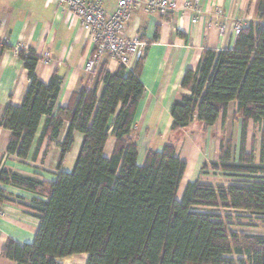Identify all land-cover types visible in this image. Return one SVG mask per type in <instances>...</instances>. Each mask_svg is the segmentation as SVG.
Here are the masks:
<instances>
[{"label":"trees","instance_id":"16d2710c","mask_svg":"<svg viewBox=\"0 0 264 264\" xmlns=\"http://www.w3.org/2000/svg\"><path fill=\"white\" fill-rule=\"evenodd\" d=\"M255 14L258 21L245 24L232 48L203 50L171 103L173 132L195 120L213 126L234 100L242 123L238 159L232 144L222 142L219 157L201 167V173L229 181L197 178L186 183L180 197L187 162L175 143L149 148L145 162L137 161L134 124L145 93L144 56L133 68L120 64L109 71L103 63L90 74L97 75L92 87L57 106L62 77L42 81L35 72L39 55L21 50L30 82L22 103L8 104L0 120L11 131L6 152L35 161L43 146L46 155L56 143L60 153L52 182L0 167V204L15 203L40 219L34 241L9 238L3 256L17 264H62L57 258L81 252L88 254L87 264H264V233L232 229L221 212L264 218V0L256 1ZM250 120L261 125L258 159L254 149L246 150ZM76 132L83 140L72 170L65 171ZM110 137L114 146L106 156ZM10 187L33 196L26 199Z\"/></svg>","mask_w":264,"mask_h":264},{"label":"crops","instance_id":"0c3cea01","mask_svg":"<svg viewBox=\"0 0 264 264\" xmlns=\"http://www.w3.org/2000/svg\"><path fill=\"white\" fill-rule=\"evenodd\" d=\"M100 1L107 11H111L118 0ZM256 1L200 0L201 11L196 12L183 8L185 0H177L179 8L166 14L149 12L144 7L136 9L127 23L125 34H139L147 41L141 70L145 93L138 106L134 124L135 139L139 146L137 161L141 165L145 162L149 148L162 150L165 144L175 143L177 154L187 162L180 184L181 193L186 183L197 178L218 183L207 179V176L225 177L213 172L203 174L201 167L204 161L219 157L222 142L232 144V157L234 160L238 159L242 123L236 117L237 101L234 100L228 104L224 116L220 115L213 126L206 127L195 120L188 127L173 132L171 103L182 91L181 81L185 71L197 67L205 48H232L237 38L233 23L238 20H244L246 24L258 21L255 14ZM195 17L197 22H193ZM223 24L227 25L225 31L220 30ZM158 26L159 37L154 39ZM20 45L33 49L41 56L35 72L42 81L49 82L54 74L62 77L57 106L68 105L74 92H80L94 84V77L85 71L93 46L75 14L60 9L56 0H0V120L8 104L22 103L29 86L28 69L16 52ZM45 51L50 52L48 61L42 58ZM104 64L109 71H115L120 65L108 56L105 57ZM102 89L103 84L100 83L98 93ZM66 127L61 134V141ZM260 128L259 123L248 121L246 150L254 149L257 159ZM39 134L40 130L37 137ZM10 136L11 131L0 126V167L52 182L58 172L60 147L51 143L46 155L45 145L37 160H21L6 152ZM213 136L217 138L218 144L213 140L215 138L212 139ZM82 140L83 135L76 132L71 151L63 162V170H72ZM113 146L114 138L110 137L105 148L106 156L111 155ZM9 190L26 199L33 196L22 189L10 187ZM1 205L0 264H17L13 259L3 256L4 243L9 238L22 243L33 242L40 219L15 203L4 202ZM229 211L228 213L233 214L235 210ZM235 213L243 214L237 211ZM253 219L259 221L258 224L262 227L259 228L263 230L261 233H264V218ZM57 260L62 264H87L88 254L74 253Z\"/></svg>","mask_w":264,"mask_h":264},{"label":"built area","instance_id":"2783aa9c","mask_svg":"<svg viewBox=\"0 0 264 264\" xmlns=\"http://www.w3.org/2000/svg\"><path fill=\"white\" fill-rule=\"evenodd\" d=\"M200 0H185V10L201 11ZM60 9L69 10L75 14L82 29L88 34L93 46L92 54L85 64V71L95 74L105 57H111L128 68H133L145 53L147 41L140 35H127L125 29L131 13L141 7L149 12L166 14L179 8L177 0H118L111 11H107L100 0H56ZM219 14L221 10H218ZM197 22V17L193 18ZM244 20L233 23L234 33L237 35L245 26ZM227 25L220 26L225 31ZM50 59V52L45 51L44 60ZM0 204V216L2 215Z\"/></svg>","mask_w":264,"mask_h":264},{"label":"rangeland","instance_id":"374dc122","mask_svg":"<svg viewBox=\"0 0 264 264\" xmlns=\"http://www.w3.org/2000/svg\"><path fill=\"white\" fill-rule=\"evenodd\" d=\"M176 10V9H175ZM173 11V10H171ZM170 12V11H169ZM129 21V20H128ZM136 35H139V34H136ZM30 48H28L27 46L25 45H20L16 48V52L19 54V52L21 50H28ZM145 54V53H144ZM144 56V55H143ZM40 59H41V56H39ZM42 58H44L42 56ZM90 58V57H89ZM110 59H112L110 56H109ZM39 59V60H40ZM105 60V58H104ZM104 61L101 62V64L99 65L98 67V70L96 71L95 74L98 73V71L100 70V68L102 67ZM121 64V63H120ZM108 70V69H107ZM97 75H94L92 78L93 80L95 81L96 80V77ZM215 138V139H213ZM212 139L218 144V140L215 136L212 137ZM69 164V163H68ZM206 179V178H204ZM207 179H210L212 181H215V182H221V183H225L227 180V178H221V177H218V178H215V177H208L207 176ZM181 196V186H180V189H179V192H178V197ZM221 212L223 213V216H228L225 218V220L230 224V227L232 229H237V230H245V231H248V232H262L263 230H261L259 227H261V225L258 224L259 221H257L256 219H253L251 217H245V216H239L238 214L235 213V211H233L234 213H228L230 211H227V210H221ZM3 214V212H2ZM230 214V215H229ZM261 222V221H260ZM263 226V225H262ZM262 228V227H261Z\"/></svg>","mask_w":264,"mask_h":264}]
</instances>
